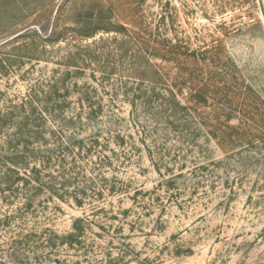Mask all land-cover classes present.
Here are the masks:
<instances>
[{
  "label": "rangeland",
  "instance_id": "374dc122",
  "mask_svg": "<svg viewBox=\"0 0 264 264\" xmlns=\"http://www.w3.org/2000/svg\"><path fill=\"white\" fill-rule=\"evenodd\" d=\"M16 4L0 0V31L20 22ZM91 9L89 27L128 37L11 40L45 17L0 35V151L16 147L22 103L53 106L35 147L52 152L42 171L59 189L29 207L0 197V264H264V0H64L47 32ZM73 40L96 57L82 72L66 66ZM189 53L208 56V101L177 94L189 111L170 124L144 73L172 76L167 57Z\"/></svg>",
  "mask_w": 264,
  "mask_h": 264
},
{
  "label": "trees",
  "instance_id": "16d2710c",
  "mask_svg": "<svg viewBox=\"0 0 264 264\" xmlns=\"http://www.w3.org/2000/svg\"><path fill=\"white\" fill-rule=\"evenodd\" d=\"M53 7H56L55 0H27L26 6L16 4L14 11L16 14H20V22L4 25L3 29L0 31V35L17 33L14 32L16 31L14 29L28 18L32 17L33 20L37 22L45 17L47 21L43 22L38 29L27 28L22 33L14 36L11 40L17 42L25 37L33 36V42L37 39L42 44H55L59 41H69V39H71L68 37L70 34L81 41L83 38L93 37L98 31L106 33L115 32L128 37L129 30L122 24H117V26L114 27L110 22L105 25H99L96 21L95 24L97 25L89 27L91 23L99 17L95 9H91L84 17H81L83 21L85 20L83 24L76 25L74 28H70L69 26L59 27L53 24L50 31L47 32L48 19H50ZM80 9L83 10L84 8L80 7ZM8 10L9 9H6L5 11L7 12ZM99 10H101V8ZM105 11L111 12V9L106 8ZM55 19L56 18H54V20ZM80 22L82 21H79V23ZM72 42L74 45L71 46L74 47V49L66 56V66L68 68H75V73L82 72L84 68L81 67V65L91 64L92 60L96 57L93 52V55L86 53L87 50L85 49H87V46L80 45L78 41L76 42L73 40ZM167 58L170 62L174 61L175 64L179 66L180 70L178 73L173 72L174 75L169 76L163 70L154 69L149 65L148 71L144 73L145 80H149L152 86L147 104L151 103L150 100L152 97H155L157 100L159 99L157 102L159 105L158 111L163 113L164 120L167 121V123L174 124L177 122L176 115L180 113L179 111H189L187 105L181 104L177 99V94L186 92L189 100L197 106L207 103L208 56L205 54L198 56L196 53H189L184 60L180 59L178 56ZM158 81L165 86L164 91H156V86L159 83ZM25 105H27V102L22 103L20 106L22 114L19 124L17 125L18 132L15 138L10 140L11 142H16V147L0 151V197L2 200L9 202L23 198L28 202L26 207H29L35 194L41 191H49L52 193L59 191V189H56L55 182L52 184L45 181L44 171H42L45 167L52 165V152L50 151L42 154L40 150L35 147V144L39 142V138L43 136L42 122L44 117H46V114L55 115L54 112L56 109L47 104L38 108L37 104L33 105L29 103L28 106L31 108V113H28L25 111ZM88 108L89 114L91 113L94 117L97 114L96 109L90 104ZM2 122H5V119H2L0 116V124ZM204 124L207 123L205 122ZM28 128L34 131L31 133L27 131ZM68 146L70 147L72 145L68 144ZM62 158L63 156L61 155L60 159L63 160ZM66 184V179L60 182V186L63 188L67 186ZM79 221L80 220H77L74 223V232L69 234L67 239L76 240L78 235L82 233V227L79 225Z\"/></svg>",
  "mask_w": 264,
  "mask_h": 264
},
{
  "label": "built area",
  "instance_id": "2783aa9c",
  "mask_svg": "<svg viewBox=\"0 0 264 264\" xmlns=\"http://www.w3.org/2000/svg\"><path fill=\"white\" fill-rule=\"evenodd\" d=\"M64 0H55V2H57V4H60L61 2H63Z\"/></svg>",
  "mask_w": 264,
  "mask_h": 264
}]
</instances>
